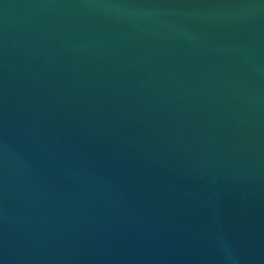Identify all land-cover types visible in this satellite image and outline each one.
Wrapping results in <instances>:
<instances>
[{
    "label": "water",
    "instance_id": "95a60500",
    "mask_svg": "<svg viewBox=\"0 0 264 264\" xmlns=\"http://www.w3.org/2000/svg\"><path fill=\"white\" fill-rule=\"evenodd\" d=\"M0 264H264V0H0Z\"/></svg>",
    "mask_w": 264,
    "mask_h": 264
}]
</instances>
